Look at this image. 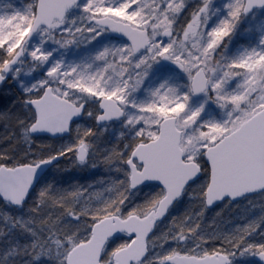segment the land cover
Masks as SVG:
<instances>
[{
  "label": "snow or ice",
  "instance_id": "1",
  "mask_svg": "<svg viewBox=\"0 0 264 264\" xmlns=\"http://www.w3.org/2000/svg\"><path fill=\"white\" fill-rule=\"evenodd\" d=\"M261 13L264 0L0 8V264H264V31L229 53ZM97 167L84 184L49 175ZM218 205L242 211L205 222Z\"/></svg>",
  "mask_w": 264,
  "mask_h": 264
},
{
  "label": "trees",
  "instance_id": "2",
  "mask_svg": "<svg viewBox=\"0 0 264 264\" xmlns=\"http://www.w3.org/2000/svg\"><path fill=\"white\" fill-rule=\"evenodd\" d=\"M4 89L0 90V108L3 107V105L7 102L8 97L4 95ZM0 131H3L2 125H0ZM62 165L67 163L66 161L61 162ZM50 177H53L57 182L69 185L74 182H79L81 184L86 183L87 181H91L96 179L97 177L104 176L106 173L104 172L102 167H97L95 169L93 168H87V169H79V168H71L66 171H60V172H49ZM187 205V201L181 203L176 208L172 209V215H179L180 213H183L185 210V207ZM222 206L217 207L216 209L212 211H207L205 214V222H211L212 219L215 217L216 223L219 224L221 227H229L230 222L234 220L237 213L241 212L242 209H229L225 208L221 212L220 216H216V213L218 211H221ZM5 211H14L12 209H3ZM198 210V209H197ZM255 211H258L256 209ZM163 227V226H162ZM3 238H0L2 240ZM2 245H0V253H2Z\"/></svg>",
  "mask_w": 264,
  "mask_h": 264
},
{
  "label": "rangeland",
  "instance_id": "3",
  "mask_svg": "<svg viewBox=\"0 0 264 264\" xmlns=\"http://www.w3.org/2000/svg\"><path fill=\"white\" fill-rule=\"evenodd\" d=\"M25 2L26 0H0V8H2L4 5L8 3H12L16 7H22ZM198 2L199 0H188V4L190 7L195 6V4ZM224 2L225 0H213V3L217 6L222 5ZM262 17H264V13H261L255 19L248 17L242 21L239 30L237 31L235 36H233L232 42L229 44L230 54L234 53L238 48L242 46H246L250 43L255 42V36L258 35L257 32L258 26L262 31H264V18ZM182 18L183 17H181V19ZM246 28H250L251 32L250 33L245 32L244 29ZM66 55L68 59H73V58H78L80 55H82V52L80 50L73 48L69 52H67ZM257 203H259V201H257Z\"/></svg>",
  "mask_w": 264,
  "mask_h": 264
},
{
  "label": "water",
  "instance_id": "4",
  "mask_svg": "<svg viewBox=\"0 0 264 264\" xmlns=\"http://www.w3.org/2000/svg\"><path fill=\"white\" fill-rule=\"evenodd\" d=\"M214 208H216V207H210L208 210H213ZM255 259H258V257Z\"/></svg>",
  "mask_w": 264,
  "mask_h": 264
}]
</instances>
